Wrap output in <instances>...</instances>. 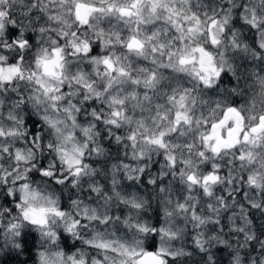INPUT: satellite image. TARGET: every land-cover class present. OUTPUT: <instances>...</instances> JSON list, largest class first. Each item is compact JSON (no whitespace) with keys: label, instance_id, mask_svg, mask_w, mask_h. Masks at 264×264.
<instances>
[{"label":"clouds","instance_id":"9594fccd","mask_svg":"<svg viewBox=\"0 0 264 264\" xmlns=\"http://www.w3.org/2000/svg\"><path fill=\"white\" fill-rule=\"evenodd\" d=\"M0 264H264V0H0Z\"/></svg>","mask_w":264,"mask_h":264}]
</instances>
